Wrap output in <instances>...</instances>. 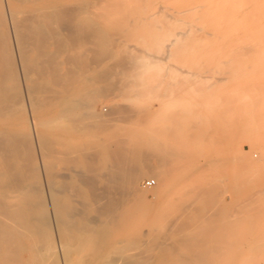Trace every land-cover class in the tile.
<instances>
[{"label": "bare ground", "instance_id": "obj_1", "mask_svg": "<svg viewBox=\"0 0 264 264\" xmlns=\"http://www.w3.org/2000/svg\"><path fill=\"white\" fill-rule=\"evenodd\" d=\"M107 1L0 0V264H210L230 246L218 223L222 179L193 178L222 162L209 157L216 151L209 155L201 132L191 130L196 126L182 140L175 128L162 141L147 129L151 116L143 109L120 104L97 110V98L116 90L135 97L134 81L119 79L137 78L143 59L140 45L139 57L115 53L119 37L129 32L123 21L102 23L101 14L127 10L132 16L145 3ZM203 3L214 4V12L195 13L200 17L191 23L215 13L221 15L217 24L226 14L237 29H249L251 47L264 45V0H200L182 11L205 12ZM182 15L190 23L192 14ZM246 45L231 50L248 53ZM232 52L224 56L235 60ZM246 161L250 167L264 161V150L261 161ZM149 175L155 185L140 189ZM139 217L142 227L156 225L138 228Z\"/></svg>", "mask_w": 264, "mask_h": 264}, {"label": "rangeland", "instance_id": "obj_2", "mask_svg": "<svg viewBox=\"0 0 264 264\" xmlns=\"http://www.w3.org/2000/svg\"><path fill=\"white\" fill-rule=\"evenodd\" d=\"M109 1L111 2V0ZM141 1L145 3H143L145 7H135L136 12L134 13L136 14L132 16V12L127 10L104 13V15L106 14L104 18H102L104 16L101 14L102 12L100 13L102 23L115 24L117 20L123 21L121 26L129 32H126L125 36H129L130 33L133 36L130 39H134V41L125 36L119 37L120 44L115 53L119 54L124 50L133 54V51H136L137 53H135L139 57L136 49L140 45L139 48L142 49L139 51L141 52L139 58L143 59L140 62L141 67L138 75L141 76L140 78L130 76L119 79V84L126 80L134 81L136 85L133 87L134 93L132 94L135 97H128L131 94L129 90H116L103 99L104 101L97 98V110L110 105L120 106V104L121 106L143 109L148 112L149 118L151 116L148 123L150 128L147 129L155 139H163L162 141H166L167 138L171 139L172 136L169 134L175 128L179 130V137L182 140L189 126H196L191 130L201 132L209 155L212 150L216 151V154L209 157H217L222 161L220 164L218 163L216 169L208 171L207 175L193 177L194 179L206 181H215L217 180L215 178L222 179L218 189L219 194L223 195L225 201L218 223L225 229L223 236L227 245L229 243L230 246L220 253L214 254V260L210 264H242L243 260H248V262L245 261V264H264V161H261V151L264 150V45H259L260 48L259 46H253L260 49L259 51H257L258 49H252L253 47L249 45L251 43L247 40L249 29L245 28L243 31L237 29L228 20V16L226 19V14L221 20H218L217 24L215 23L217 21L216 17L221 15L216 16L215 13H211L210 17L207 16L208 19L206 20L203 18V22H200L201 18H199L200 20L196 19L193 21L194 23H191L192 19L200 17L195 13L203 14L213 11L215 9L214 4L210 6V4L206 3L205 5L203 3L208 7L207 9L204 7L203 11H206L201 13L199 9L202 7L192 11H182L185 10L188 3L197 5L196 3L200 0ZM106 2L108 3L107 0ZM116 2H120L119 4L124 3L123 1L121 3V0ZM168 3L170 4L168 5ZM173 4L178 7H172ZM107 5L110 6L109 10L113 9L110 4ZM117 6L120 7L121 5ZM179 7L181 8L179 9ZM176 9L182 12H178L179 10ZM157 11L159 13H156ZM170 13H173L172 15L175 18ZM182 14L187 16L192 14L190 19L187 18L191 24L189 21L183 20L185 17ZM180 15H182V18ZM108 17L112 19H107ZM136 17L138 18L136 19ZM132 18L136 20L133 21ZM113 19L115 20L113 21ZM111 20L112 22H110ZM162 21H164V24L166 23V26H163ZM210 23L212 25L207 28L206 25ZM130 25L133 28L129 27ZM188 25H191L192 28L183 34L184 32L181 29L183 28L186 31ZM165 27L167 28L165 29ZM227 27H229V31ZM171 29H173L172 32ZM193 31L196 32L195 35H193ZM212 32H215V34ZM242 34L245 35L243 40L240 38ZM181 35L185 38L181 39ZM124 38L127 40H124ZM136 41L139 44H136L138 43ZM170 41H174V43L171 45ZM202 42H208V44L205 46ZM244 43L249 45L251 50L249 49V51L248 48L247 50L250 54L247 53L246 48H241L244 52L236 50L239 56L235 54L236 52H232L235 47H244ZM130 45L132 47H128ZM154 47L157 48V53L154 52ZM162 48L168 51L164 53L167 58L164 60H160L164 57L163 53L161 54ZM196 48L198 50H195ZM229 52L235 55V60H233V56L231 60H228L230 57L227 59L228 56H224V54L228 55ZM252 52L254 56L251 55ZM245 53H247V56ZM241 55L244 57H240ZM149 60L152 61L150 64ZM165 70L166 72H164ZM115 79L118 81L115 76H111V80L116 81ZM155 130L159 131L156 133ZM160 130L162 134L158 133ZM249 158L261 162L250 167L246 163ZM211 172L216 173V175L210 174ZM147 180H153L155 185V179L149 175L139 182L140 189L145 188L143 183ZM232 188H235L236 191H233ZM246 205L248 206L246 207ZM250 207L253 208V211ZM136 220L138 228L147 229L151 224L156 225L153 221H147V224L142 227L141 218L139 217ZM23 254L27 257L26 252H23ZM252 258L255 260L249 262V259Z\"/></svg>", "mask_w": 264, "mask_h": 264}, {"label": "built area", "instance_id": "obj_3", "mask_svg": "<svg viewBox=\"0 0 264 264\" xmlns=\"http://www.w3.org/2000/svg\"><path fill=\"white\" fill-rule=\"evenodd\" d=\"M154 185V181L153 180H147V181H145L144 183H143V186L145 187V188H149V187H151V186H153Z\"/></svg>", "mask_w": 264, "mask_h": 264}]
</instances>
